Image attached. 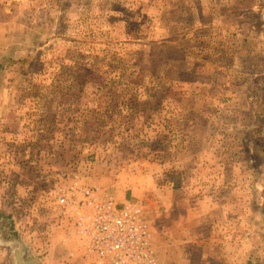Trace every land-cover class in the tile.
<instances>
[{"label":"rangeland","instance_id":"obj_1","mask_svg":"<svg viewBox=\"0 0 264 264\" xmlns=\"http://www.w3.org/2000/svg\"><path fill=\"white\" fill-rule=\"evenodd\" d=\"M74 173L151 236L167 190L204 196L190 264H264V0H0V264H79L51 222Z\"/></svg>","mask_w":264,"mask_h":264},{"label":"built area","instance_id":"obj_2","mask_svg":"<svg viewBox=\"0 0 264 264\" xmlns=\"http://www.w3.org/2000/svg\"><path fill=\"white\" fill-rule=\"evenodd\" d=\"M53 226L73 244L79 264H160L139 202L118 201L74 173L51 196Z\"/></svg>","mask_w":264,"mask_h":264},{"label":"crops","instance_id":"obj_3","mask_svg":"<svg viewBox=\"0 0 264 264\" xmlns=\"http://www.w3.org/2000/svg\"><path fill=\"white\" fill-rule=\"evenodd\" d=\"M227 161H215L209 159L208 165L237 164L236 158ZM235 172V171H234ZM235 175V173H232ZM229 178L230 173H226ZM236 176V175H235ZM186 188V187H185ZM168 197L165 198V210L157 213L154 222L157 226L153 228V241L156 255L163 264H190L196 259L199 247L203 239H200L202 216L211 212L210 202L205 201L204 196L192 194L183 187L167 190ZM206 197V196H205ZM0 245L4 248L11 246V241L3 236L0 230ZM7 261L10 262L8 255Z\"/></svg>","mask_w":264,"mask_h":264},{"label":"water","instance_id":"obj_4","mask_svg":"<svg viewBox=\"0 0 264 264\" xmlns=\"http://www.w3.org/2000/svg\"><path fill=\"white\" fill-rule=\"evenodd\" d=\"M13 253L16 264H39L35 259L25 262L23 258V250L20 244H17V247L14 249Z\"/></svg>","mask_w":264,"mask_h":264},{"label":"trees","instance_id":"obj_5","mask_svg":"<svg viewBox=\"0 0 264 264\" xmlns=\"http://www.w3.org/2000/svg\"><path fill=\"white\" fill-rule=\"evenodd\" d=\"M255 149H258V147L257 146H255ZM3 234H4V232H2Z\"/></svg>","mask_w":264,"mask_h":264}]
</instances>
